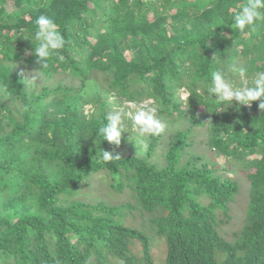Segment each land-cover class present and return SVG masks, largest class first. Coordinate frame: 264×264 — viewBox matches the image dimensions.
<instances>
[{"label": "trees", "instance_id": "obj_1", "mask_svg": "<svg viewBox=\"0 0 264 264\" xmlns=\"http://www.w3.org/2000/svg\"><path fill=\"white\" fill-rule=\"evenodd\" d=\"M245 2L0 0V264H264V110L258 101L221 109L206 92L196 94L218 62L250 76L264 71V22L243 33L231 26ZM41 15L67 41L63 60L53 58L48 69L35 63L30 41ZM18 64L79 83L29 90ZM95 72L114 95L152 99L158 114L189 123L169 140L162 164L149 161L161 134L149 138L143 156L119 154L97 135L107 101L82 93ZM180 89L189 98L181 100ZM194 127L207 129L219 154L237 157L249 182L232 239L218 215L227 216L239 183L216 164L182 161ZM103 149L118 157L103 161ZM100 171L130 200L72 198ZM135 211L147 223H126ZM149 228L164 238L162 260Z\"/></svg>", "mask_w": 264, "mask_h": 264}, {"label": "rangeland", "instance_id": "obj_2", "mask_svg": "<svg viewBox=\"0 0 264 264\" xmlns=\"http://www.w3.org/2000/svg\"><path fill=\"white\" fill-rule=\"evenodd\" d=\"M15 68L21 69L24 76L36 77L37 84L34 87L30 86L28 88L29 90L33 88L39 90L42 85H53L56 84L59 80H64V82L66 83H79L78 79H74L70 76L64 75L63 73L53 75L52 77H47L44 73L32 68L31 66H23V64H18L15 66ZM234 80L237 83V86H239V80ZM82 93L86 97H93L94 93H99L102 100L106 99L107 101L109 114L120 109H124L126 111L129 110V100L123 96L114 95L113 92L111 93L107 87V81L102 78L100 73L95 72L90 75V77L86 80L85 87L83 88ZM0 94L6 96V93L1 88V86ZM183 94L187 96L186 91H184ZM179 95H181V89L179 90ZM148 101L153 100L141 99L137 102H133L136 104H143ZM13 105L16 108H20V102L18 101H14ZM91 107L92 104H87L85 107L86 111L90 110ZM221 109H224L223 106L221 107ZM157 115L160 121L164 124V130L160 133L161 138L159 140V145L152 156H150L149 161L162 164L164 162V154L168 147L169 140L172 138L176 130L187 129L189 123L185 120H175V115ZM126 127L128 131L122 133L121 142L119 145H114V151L122 155L138 154L140 156H143L146 152V149H141L135 143V141L131 140L135 138L136 134L132 129V121L130 119L126 120ZM130 132L132 133V135ZM127 135L128 138L126 137ZM190 139L192 140V144L184 153L182 159L183 162L191 160L193 161L197 158L198 163L207 161L210 164H216L220 169L219 173L232 176V178L237 180L239 183V193L235 196L234 201L230 204V209L227 216H224L222 213L218 215L219 218L224 220L220 225V230L225 233L226 238L232 239V232L240 229L243 224L246 205L248 201V192L250 188L249 182L246 179L244 170L242 168V163L235 156L228 157L225 155H221L219 154V151L212 149L207 143V129L205 127H194ZM72 198L93 203L104 201L109 204H119L130 200L129 195L126 192L122 193L113 189V187L110 185L109 176L104 171H100L91 176L89 182L84 183L79 188V190L76 191ZM203 201L206 202L207 198L204 197ZM146 218V216L135 211L133 216L129 215L126 217V223L135 226L139 225V223L141 222L147 223ZM147 233L152 235L153 254L156 258L162 260L165 252L164 238L158 237L150 228Z\"/></svg>", "mask_w": 264, "mask_h": 264}, {"label": "clouds", "instance_id": "obj_3", "mask_svg": "<svg viewBox=\"0 0 264 264\" xmlns=\"http://www.w3.org/2000/svg\"><path fill=\"white\" fill-rule=\"evenodd\" d=\"M234 29L240 32L255 31L258 22H264V0H246L239 10L233 13ZM36 30L32 38V53L35 56V63L40 69H48L50 61L53 58L63 60L61 50L66 46V39L59 30L55 21L45 15L39 16L36 21ZM239 78V86L233 79V76ZM22 80L28 89L34 87L36 77L24 76L21 73ZM181 89L180 99L189 98L183 94ZM206 92L214 99L215 103L227 109L235 101L237 107L251 106L252 102L258 101V107L264 110V71H259L251 76L246 67H237L235 65H225L218 62V66L211 71V82L204 84L201 82L197 88V95ZM128 109H120L108 114L106 122L99 127L97 135L103 138V141L119 145L122 133L127 130L126 120L132 121V129L136 136L135 143L141 148L146 149L150 137L159 136L164 130V124L158 118V106L153 101L143 104H136L133 101L128 102ZM134 110V111H133ZM131 133V132H130ZM132 135V133H131ZM114 156L110 151L102 152V160L111 161Z\"/></svg>", "mask_w": 264, "mask_h": 264}]
</instances>
